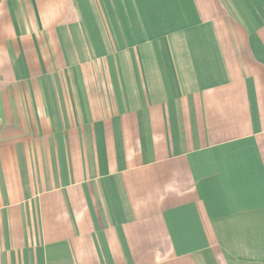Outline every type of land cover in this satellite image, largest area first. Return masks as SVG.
Returning <instances> with one entry per match:
<instances>
[{
  "label": "crops",
  "instance_id": "1",
  "mask_svg": "<svg viewBox=\"0 0 264 264\" xmlns=\"http://www.w3.org/2000/svg\"><path fill=\"white\" fill-rule=\"evenodd\" d=\"M0 264H264V0H0Z\"/></svg>",
  "mask_w": 264,
  "mask_h": 264
}]
</instances>
